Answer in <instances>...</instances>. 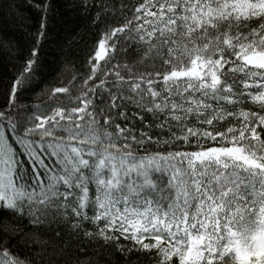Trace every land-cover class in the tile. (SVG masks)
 <instances>
[{
  "label": "snow or ice",
  "instance_id": "6c2138e0",
  "mask_svg": "<svg viewBox=\"0 0 264 264\" xmlns=\"http://www.w3.org/2000/svg\"><path fill=\"white\" fill-rule=\"evenodd\" d=\"M4 7L39 19L0 36V264H264V0Z\"/></svg>",
  "mask_w": 264,
  "mask_h": 264
},
{
  "label": "trees",
  "instance_id": "16d2710c",
  "mask_svg": "<svg viewBox=\"0 0 264 264\" xmlns=\"http://www.w3.org/2000/svg\"><path fill=\"white\" fill-rule=\"evenodd\" d=\"M10 0H0V36L5 39L19 41L23 46L27 47L31 44V39L27 36L28 32L35 31L37 26L38 14L31 8H21L19 13H9L4 7ZM23 3L24 0H18ZM73 17L72 23L58 22L52 27V31L48 34V39L42 49L41 58L47 65L49 71L44 73L42 79L45 83L52 79L50 70L54 68L60 60V52L63 47L65 51L71 55L73 50H79L83 45L76 43L79 41L80 35H84V25L87 21H81V26L76 27L75 14H70ZM79 33L80 35H76ZM88 37L85 35V40ZM71 44V47L69 45ZM7 52L0 50V72L4 71L7 63Z\"/></svg>",
  "mask_w": 264,
  "mask_h": 264
}]
</instances>
